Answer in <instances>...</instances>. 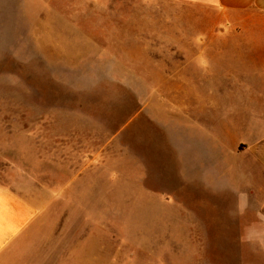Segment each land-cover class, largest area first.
<instances>
[{
	"label": "rangeland",
	"instance_id": "obj_1",
	"mask_svg": "<svg viewBox=\"0 0 264 264\" xmlns=\"http://www.w3.org/2000/svg\"><path fill=\"white\" fill-rule=\"evenodd\" d=\"M199 12L180 0H0V183L35 184L43 209L18 254L34 264H264V217L184 179V121L231 161L245 118L210 101L240 112L247 96L263 99L244 76L259 54L167 53L220 44L227 29L201 32ZM234 28L224 45H264L262 24Z\"/></svg>",
	"mask_w": 264,
	"mask_h": 264
},
{
	"label": "crops",
	"instance_id": "obj_2",
	"mask_svg": "<svg viewBox=\"0 0 264 264\" xmlns=\"http://www.w3.org/2000/svg\"><path fill=\"white\" fill-rule=\"evenodd\" d=\"M180 1H183V6L199 8L197 22L200 24L201 32L211 35L216 31L218 24H223L229 34L221 29V34L216 36L220 39V44L216 46L169 48L168 54L239 53L246 49L259 54L262 60L261 63L247 66L245 70L251 73L244 75L252 78L255 86L261 88L262 105L259 103L256 105L257 101L253 96H247L246 106L242 107V112H237L228 108L223 109L222 105H218L217 100L210 101V105L222 112V117L240 115L241 119L245 118L244 122L240 123L243 132L238 138L231 139V161L218 156L217 150L208 143L210 133L199 122L191 117L184 121L183 152L179 151V154L183 158L185 182L189 185H202L206 190L229 192L234 207H246L254 214L264 217V45L250 48L224 45L225 41L239 37L237 29L234 28L238 23L244 24V27L262 24L264 31V0ZM200 67L207 69L212 66L202 63ZM236 85H244V82ZM194 101L199 105L206 102L199 96L195 97ZM231 107L236 109L234 106ZM191 108L193 107L186 105L183 107L184 110ZM228 163L231 165L230 175L226 172ZM34 185L23 178L11 179L7 184L0 183V264H14L17 256L21 259L27 257L22 264H29L28 262L33 259L30 254L25 256V252L22 254L17 252L21 237L30 230L43 211L41 194L32 193L36 187ZM69 246V243L64 245V247ZM62 252L60 250V253ZM60 255L49 256L46 261H57ZM34 263L40 261L33 260L32 264Z\"/></svg>",
	"mask_w": 264,
	"mask_h": 264
}]
</instances>
